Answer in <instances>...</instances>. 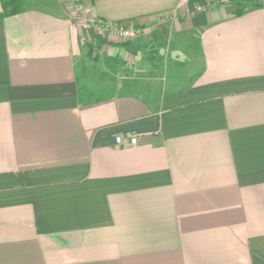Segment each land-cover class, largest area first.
<instances>
[{
  "label": "crops",
  "instance_id": "0c3cea01",
  "mask_svg": "<svg viewBox=\"0 0 264 264\" xmlns=\"http://www.w3.org/2000/svg\"><path fill=\"white\" fill-rule=\"evenodd\" d=\"M21 1L0 17V264H264V0Z\"/></svg>",
  "mask_w": 264,
  "mask_h": 264
},
{
  "label": "built area",
  "instance_id": "2783aa9c",
  "mask_svg": "<svg viewBox=\"0 0 264 264\" xmlns=\"http://www.w3.org/2000/svg\"><path fill=\"white\" fill-rule=\"evenodd\" d=\"M74 3H76L77 11L82 15H88L89 14V8L85 6L84 0H73ZM83 3V4H82ZM88 5V4H87ZM89 6V5H88ZM205 10V6L202 4H198L196 7L197 12H203ZM92 25H95L92 27V29H95L102 34H106L109 36L119 37V38H136L139 36L140 31L134 30V29H126L120 25H112L103 21H97L94 22ZM132 64H128L129 68H131ZM127 138L130 140V143L132 145H136L138 143V137L133 135H128ZM123 138L118 137L116 139L117 143L121 144Z\"/></svg>",
  "mask_w": 264,
  "mask_h": 264
},
{
  "label": "trees",
  "instance_id": "16d2710c",
  "mask_svg": "<svg viewBox=\"0 0 264 264\" xmlns=\"http://www.w3.org/2000/svg\"><path fill=\"white\" fill-rule=\"evenodd\" d=\"M3 7H4V13L0 17L21 12L22 2L21 0H12L4 3Z\"/></svg>",
  "mask_w": 264,
  "mask_h": 264
},
{
  "label": "rangeland",
  "instance_id": "374dc122",
  "mask_svg": "<svg viewBox=\"0 0 264 264\" xmlns=\"http://www.w3.org/2000/svg\"><path fill=\"white\" fill-rule=\"evenodd\" d=\"M73 1V0H72ZM84 1H86V2H84V4H85V6L86 7H88V5H90V0H84ZM260 1L261 0H257V3H260ZM22 2V1H21ZM247 0H245L244 2H243V4H246V5H248L247 3ZM83 4V3H82ZM88 4V5H87ZM261 4V3H260ZM22 5H23V3H22ZM73 9H74V11L76 12V14L81 18V17H83V16H86V15H82V14H80L78 11H77V8H76V3H74V1H73ZM245 9H246V6H245ZM139 31V30H138ZM139 35H141V32H140V34ZM105 36H109V35H106L105 34ZM139 37V36H138ZM138 37H136V38H138ZM127 39V38H126ZM128 39H133V38H128ZM125 69H126V71L127 70H129V69H131V68H129V66H128V64H126V66H125ZM126 78V77H125Z\"/></svg>",
  "mask_w": 264,
  "mask_h": 264
}]
</instances>
